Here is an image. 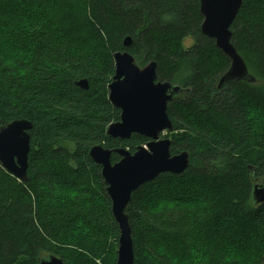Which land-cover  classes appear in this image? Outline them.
I'll list each match as a JSON object with an SVG mask.
<instances>
[{
  "label": "trees",
  "instance_id": "1",
  "mask_svg": "<svg viewBox=\"0 0 264 264\" xmlns=\"http://www.w3.org/2000/svg\"><path fill=\"white\" fill-rule=\"evenodd\" d=\"M0 1L16 53L0 56V127L32 125L27 181L0 165V264H39L47 255L93 264L109 240L118 242L89 151L134 153L149 142L106 135L120 116L107 99L113 55L125 51L141 65L155 61L158 81L191 89L167 104L177 132L170 152L187 151L188 169L142 186L125 209L133 264H264V203L252 204L250 181L252 172L264 182V0H243L230 27L255 83L220 88L230 61L201 34L199 0ZM83 79L87 90L76 85ZM205 234L212 247L201 253L195 240Z\"/></svg>",
  "mask_w": 264,
  "mask_h": 264
},
{
  "label": "water",
  "instance_id": "2",
  "mask_svg": "<svg viewBox=\"0 0 264 264\" xmlns=\"http://www.w3.org/2000/svg\"><path fill=\"white\" fill-rule=\"evenodd\" d=\"M243 0H199V13L202 16L201 34L213 40L217 49L230 61L228 69L218 80L217 88L224 83L236 81L255 83L248 72L242 57L231 43L230 27L242 6ZM132 44L130 37L123 40V47ZM114 74L109 83L108 101L119 110V120L107 126L106 135L111 139L128 140L132 135L145 137L149 142L138 147L134 153L123 148L105 149L95 146L90 149L91 160L100 167V174L110 199L111 214L118 225V249L115 264H133V242L128 216L125 209L131 195L142 186L155 180L162 174L180 175L190 164L187 151L172 155L171 141L161 136L172 132L173 125L167 115V104L174 94L189 96L191 89L181 88L169 82L157 80V64L149 62L140 68L128 52H116L113 55ZM88 89L83 79L76 83ZM32 125L27 120H15L0 127V165L7 173L19 181H27L28 153L30 150L29 131ZM116 154L119 161L111 162ZM251 202L253 205L264 203V182L255 179ZM39 264H67L60 258L43 256Z\"/></svg>",
  "mask_w": 264,
  "mask_h": 264
},
{
  "label": "rangeland",
  "instance_id": "3",
  "mask_svg": "<svg viewBox=\"0 0 264 264\" xmlns=\"http://www.w3.org/2000/svg\"><path fill=\"white\" fill-rule=\"evenodd\" d=\"M6 2V0H4ZM8 2V0H7ZM1 3V6H0V12H5V13H8V8H7V4H5L3 1H0ZM12 18H15V16H12ZM8 19H4V18H1L0 19V23H2L3 25L0 26V32H1V36H0V43L3 44L4 47H0V51L3 52V54L5 55H14L16 54L15 53V49L12 47V43L13 42V39L10 37H7L5 34V27H6V21ZM8 26L12 27L13 25L11 24H7ZM187 46H189L191 44V41H186L185 43ZM10 45V46H9ZM137 64H139L138 62H136ZM177 85H180L178 82H176ZM181 97H184V95H182ZM254 111V110H252ZM195 121V120H194ZM177 134V132H166L164 133L161 137L164 138V139H169L171 140L172 136L171 135H175ZM145 147V145H143ZM121 147V146H119ZM122 148V147H121ZM203 192V191H202ZM239 194L241 191H237ZM205 194L208 196L209 193L205 192ZM109 199V198H108ZM110 201V199H109ZM205 237L201 238V239H196L195 240V248H198L201 253L203 251H201L200 249L202 250H205V252L208 251L209 247L211 248L212 247V244H210L208 241H207V237H206V234L204 235ZM59 246V244H56ZM64 247V246H62ZM71 249L77 251V253L79 252H84V250L80 249V246H72ZM117 249H118V243H112L111 240H109L107 242V247H106V250L104 251V253H102L101 251L98 252V257H96L95 259L93 258V264H113L115 263L116 261V257H117ZM74 258H76V255H74ZM71 263L74 264L73 262V259H70Z\"/></svg>",
  "mask_w": 264,
  "mask_h": 264
},
{
  "label": "flooded vegetation",
  "instance_id": "4",
  "mask_svg": "<svg viewBox=\"0 0 264 264\" xmlns=\"http://www.w3.org/2000/svg\"><path fill=\"white\" fill-rule=\"evenodd\" d=\"M149 62H151V61H149ZM149 62H147L146 64H148ZM154 62H155V61H154ZM146 64H145V65H146ZM138 65H139L140 68H142V67L145 66V65H141V64H138ZM156 70H157V69H156ZM174 96H175V95H174ZM119 113H120V112H119ZM128 151H129V150H128ZM129 152H130V151H129Z\"/></svg>",
  "mask_w": 264,
  "mask_h": 264
},
{
  "label": "snow or ice",
  "instance_id": "5",
  "mask_svg": "<svg viewBox=\"0 0 264 264\" xmlns=\"http://www.w3.org/2000/svg\"><path fill=\"white\" fill-rule=\"evenodd\" d=\"M3 55V52L2 51H0V56H2ZM0 139H2V137H0Z\"/></svg>",
  "mask_w": 264,
  "mask_h": 264
},
{
  "label": "bare ground",
  "instance_id": "6",
  "mask_svg": "<svg viewBox=\"0 0 264 264\" xmlns=\"http://www.w3.org/2000/svg\"><path fill=\"white\" fill-rule=\"evenodd\" d=\"M174 95H177V94H174ZM174 95H173V96H174ZM173 96H172V98H173ZM170 101H171V100H170ZM170 101H169V102H170Z\"/></svg>",
  "mask_w": 264,
  "mask_h": 264
}]
</instances>
